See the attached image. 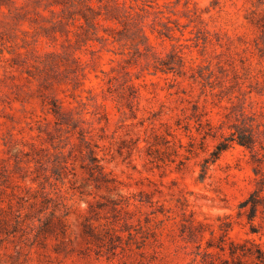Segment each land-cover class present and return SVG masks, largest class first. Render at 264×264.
<instances>
[{"label":"rangeland","instance_id":"obj_1","mask_svg":"<svg viewBox=\"0 0 264 264\" xmlns=\"http://www.w3.org/2000/svg\"><path fill=\"white\" fill-rule=\"evenodd\" d=\"M0 264H264V0H0Z\"/></svg>","mask_w":264,"mask_h":264},{"label":"trees","instance_id":"obj_2","mask_svg":"<svg viewBox=\"0 0 264 264\" xmlns=\"http://www.w3.org/2000/svg\"><path fill=\"white\" fill-rule=\"evenodd\" d=\"M234 140H237L240 144L245 145L247 147H251L252 146V136L246 134V133H242L239 134L238 138H233ZM225 147V146H223ZM220 150L224 149V148H219ZM252 209L253 210H257L258 209V204L257 202H254L252 205Z\"/></svg>","mask_w":264,"mask_h":264}]
</instances>
